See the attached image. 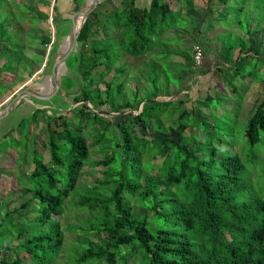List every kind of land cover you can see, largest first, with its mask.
Here are the masks:
<instances>
[{
  "label": "trees",
  "instance_id": "16d2710c",
  "mask_svg": "<svg viewBox=\"0 0 264 264\" xmlns=\"http://www.w3.org/2000/svg\"><path fill=\"white\" fill-rule=\"evenodd\" d=\"M55 1L58 4L53 5L54 13L56 10L66 13L64 9L69 2ZM84 1L72 0L75 10ZM227 2L237 3L202 0L206 20L210 15L217 21L220 15L229 14L228 8L232 7ZM101 3L88 15L77 37L78 50L66 61V66H71L78 77L61 78V87L72 92L70 98L79 103L70 109L71 121L58 109L52 118L50 114H43L49 132L48 143L43 146L50 153L49 165L36 150L32 159L34 167L28 175L33 185L21 186L16 195L20 196V204L0 215V264H53L65 239L60 218L66 200L69 208L77 205L90 218L89 226L79 228L82 233L78 237L92 232L97 240L87 239L80 244L76 241L77 245L69 248L70 255L66 256L69 264H128L131 259L132 264H264V160L260 161L258 155V159L243 162L236 151L222 150L226 139L215 137L213 133L219 128L214 124L215 117L223 112L215 108L216 114L213 113L209 91L203 94L202 106H193L191 112L180 107L169 130L162 126L161 116L166 112L151 111V108L159 104L165 108L174 101L180 106L184 99L166 101L153 94L145 102L140 100L142 106L136 114L132 113L136 103L133 107L127 100L116 102L123 94L124 83L115 81L125 70L123 66H115L118 55L139 58L150 55V50L156 46L157 54L170 58L172 53L164 50L174 48L171 41L176 39L170 35L175 28L174 19L183 12L192 13L194 0H182L176 10L163 0H151L147 7L136 6L135 0H121L120 5L108 12L104 22L100 21ZM227 5L229 7L222 10ZM243 5L235 9L241 12ZM27 8L29 12L35 11ZM118 9L120 12H115ZM126 11L128 14L124 16ZM259 15L252 14L251 18ZM51 20L54 22V15ZM65 20L68 22L69 16ZM110 24L116 25L114 28L121 36L117 39V34H111L120 41L121 53L117 55L105 33ZM67 30L65 26L61 36ZM4 32L0 29L1 39ZM98 32L104 34L95 38ZM47 41L49 38H44L42 43ZM0 44L1 49L2 40ZM57 45V42L50 45L51 55ZM225 46L221 44V51L232 48ZM256 50L253 45L240 46L235 58L231 57L232 51L227 52L220 66L213 69L219 77L214 87L224 93L228 87L233 94L226 103L250 105L244 136L251 145L260 142L264 132V97L256 95L258 90L255 91L253 85L257 82L258 88L263 83L264 89V78L256 81L255 76L250 75L247 83L239 85L234 84V79L244 68L239 62L260 56ZM157 54L152 61L164 59ZM191 60L189 55V62ZM113 69L115 77L104 80ZM222 77L226 79V86L222 85ZM170 83L168 80L166 88L169 97L175 93L170 91ZM3 86L0 81V95L7 89ZM181 90L178 88L176 92ZM105 104L112 108L115 118L94 110ZM60 106L69 108L62 103L58 104ZM38 111L42 108H36L34 113ZM151 124L152 138L148 140L145 135ZM52 125L56 126L52 128ZM113 125L117 127V134L111 130ZM189 128L192 133L186 132ZM200 132L202 138H198ZM214 140L217 144L210 146ZM231 140L235 139L231 137ZM97 146L101 150H97ZM90 149L100 158L93 161ZM148 153L143 161V155ZM156 156L162 157L160 164L152 162ZM115 162L117 165L113 167ZM259 162L262 169L257 177L259 185L255 187L244 173L248 165V174L254 175L252 167ZM87 164L106 166L105 178L90 188L78 184ZM79 188L82 193H75ZM145 210L152 214L148 215ZM77 227L70 224L67 229Z\"/></svg>",
  "mask_w": 264,
  "mask_h": 264
},
{
  "label": "rangeland",
  "instance_id": "374dc122",
  "mask_svg": "<svg viewBox=\"0 0 264 264\" xmlns=\"http://www.w3.org/2000/svg\"><path fill=\"white\" fill-rule=\"evenodd\" d=\"M67 1L69 2V5L64 9L67 13L66 14L64 11L59 10H56L54 13L52 5L58 4L56 1L54 2V0H0V29H4L5 31L3 38H0V41L2 40L3 43V47L0 49V63L2 62L0 64V71L3 72L0 75H4L6 72L12 73L11 75L5 74V76H0V81L4 85L3 87L5 89L7 87L1 96L9 95L7 99H11L24 83H26V85L20 90L25 88L35 89L41 84V82H44L45 84V78L50 72L53 60V54L51 55L49 53L50 45L53 42H57L58 44L62 42L64 37L63 35L61 36V33L69 23V21L66 22L65 18L66 16H69L70 18L76 11L72 0ZM233 1L237 3L233 4L232 2H227L231 5L232 9L228 8L229 5L224 6L222 9L226 10L228 8L229 14H226V17L220 15V20L219 18L217 19L220 23L213 18V15H210L207 20L205 19L208 21L207 24H204L203 19H201L199 14V20L194 18V15H196V11L194 10L192 11L193 14L189 11L185 14L183 12L180 17H177L178 19L175 17L174 22L177 28H174V32L170 35L176 39L171 41V45L175 47L176 50H173L172 48H166L164 50L166 53H172L170 58H168L169 55L163 53L157 54L159 58L162 56L164 59H162V61H155V63L152 61L156 59V55L154 54H145L139 56V58L134 56L128 57L126 54L118 55L119 59L116 61L115 66H123L125 70L118 74L115 81L116 83H124L123 94L117 97L116 102L127 100L133 107H135L134 103H136V110L132 111L133 114H136L142 106L140 100L144 99L143 101L145 102L147 99L152 98L153 94H157L159 99L166 101L170 99H184V102L180 106L174 101V103L168 104L165 108H162L160 104L153 105L151 108V111L164 110V112H166V114L163 113L161 116L162 126L164 129L167 128L169 130V127L174 123L172 121L175 120L177 111L180 107V109H186L191 112L193 106H202V100L204 99L203 94L206 91H209V94L212 96L209 104L213 113L216 114L215 108L217 111L223 112L215 117L214 124L217 127L219 126V128L213 133L215 137L226 139L225 146L222 150L230 153L236 151L243 162H250L255 159V157L258 159V155L260 156V161H263L264 132L261 133L262 140L254 145L248 143L244 136L248 119L247 114L248 110L251 108L250 105L243 103L242 105H239L238 103L230 105L226 103L233 95L228 87L225 89L226 93L220 91L218 87H209V84L218 82V78H214L213 81H211V76L202 75L203 78L200 76L198 82H196L194 73L193 75L191 74L195 68L192 66L193 69L190 68L189 70V47L193 44L191 43L192 38L189 36V33L192 35L193 33H196V36L200 37L199 41H203L202 45L208 47L211 52L216 54L220 53L221 55H226L227 52L230 54L231 51L234 54L240 46L249 47V45H253L257 48L256 51L259 52V57H248L244 58L242 62H239V64L242 63L244 65V68L241 73L235 77L234 84L239 85L240 82L247 83V77H250V75H254V79H257L256 81L264 78V0ZM101 4L100 21L102 22H104L105 17L108 16V12L113 6L120 5L119 0H104ZM242 4L244 5L241 12L237 11L235 8ZM27 6L31 7V9H35V11L29 12ZM219 6H222V4L219 3ZM120 10L121 9H118L115 12H120ZM201 10L205 13V10ZM37 12H40L41 15L37 14ZM239 12L240 15H238ZM251 13L253 15L259 13L260 15L258 17L255 16L256 18L252 19ZM127 14L128 11L123 15L126 16ZM52 15H54V22L51 20ZM237 21H240V24ZM198 22H201V24H196ZM115 26L116 25L114 24V27ZM114 27L113 24H110L108 31H105V33L109 37L108 39L106 38L107 41L111 42L114 48H116L117 51L115 54L117 55L121 53L120 41L117 40L121 38V36L119 35L118 29H115ZM219 28L223 29L219 30ZM210 31H212L213 34ZM103 34L98 32L95 38H100ZM111 34H117V39ZM112 37L114 39H112ZM44 38H49V41L42 43ZM220 44L226 45V48H228V45L232 48H230L231 50L229 51H221L219 50ZM163 45L165 46L164 43ZM0 46L2 45L0 44ZM76 47H79L77 46V42ZM216 54H214V56ZM70 58H72V56ZM30 71H32V73L29 74L28 72ZM230 73L232 74V72ZM115 74V70H111L109 74L104 77V80H111L115 77ZM65 75L69 76L70 80L78 77L76 76L75 71L71 69V66L63 68L62 76L64 77ZM189 75H191L192 78L190 77V80H186L189 78ZM213 75L215 77L217 73ZM6 76H8L7 79L5 78ZM225 76L230 78V75L225 74ZM241 76H244V78ZM222 79L224 80L225 77H222ZM2 80H4L5 83ZM168 80L171 81L170 91L175 92L170 97L166 96ZM225 80L222 85L226 86L227 83H225ZM61 82L62 80L60 81V87L58 89L59 95L62 97L55 98L54 96L50 100L45 101L44 104H47V107H44L45 109L42 108V111H38L35 114V109L41 108L40 106L37 107V105L21 103L13 108L8 118L5 117L7 118L6 123H4L5 135L0 137V151L2 152L0 159L6 166V168H2L3 166H1L2 164L0 162V215H4L9 208L12 209L14 206L20 204V196L16 195L21 191V186L33 185L34 182L28 179V175L34 167L32 159L35 156L36 150L37 153L42 155L43 162L49 165L51 160L50 153L45 147H43L48 143L49 137V132L46 128L47 120L43 114H50L52 118L53 112L58 109L65 115L68 121H71L72 114L70 109L79 104L70 98L69 94L72 92L66 91L61 87ZM257 84V82L253 83V85L256 86L255 91L258 90L256 95L264 97L263 83L258 88ZM103 86V83H100V87L103 88ZM73 88L75 89L77 86ZM178 88L183 91L176 92ZM197 89L199 90L197 91ZM244 91L245 89H242V92ZM187 93L189 94V97H184L183 95ZM199 96L201 97L199 98ZM61 103L67 106L69 105V108H65L64 106L58 107V104L61 105ZM111 110L112 108L105 104L101 109H96L95 111H101L100 114L102 116L115 118L116 115ZM174 110L176 111L175 114L173 113ZM57 114H59V112H57ZM35 120H37L36 123ZM55 126L52 125V128ZM135 128L138 127L135 126ZM111 130L117 134L118 130L115 125L111 127ZM152 130L153 128L151 124L149 129L146 130L147 135H145L148 140L152 138L150 135ZM109 131L106 132V135ZM136 131L138 134L140 133L138 129H136ZM186 132L192 133L193 131L189 128ZM202 137L203 134L200 132L198 138ZM231 137L235 140H231ZM88 138L90 141L92 140L90 137ZM216 144L217 142L214 140L210 146ZM104 147L105 146H103V148ZM90 150V158L93 161L100 158V155L93 152L95 150ZM97 150H101V148L97 146ZM37 153L36 155L38 156ZM148 155L149 153L143 155V161L146 160ZM161 161V156H156L152 160L154 164H160ZM116 165L117 162L113 163L112 166L114 167ZM247 169L249 171L248 165ZM254 169V175L251 176L246 170L244 176L249 178L250 182H253L255 187H258L260 178L257 179V177L261 173V162L257 163L255 167L253 166L252 171ZM105 172L106 166L104 165L87 164L81 172L78 184H81L84 188L85 185L89 188L97 185L105 178ZM75 193H82L81 189H76ZM146 212L148 215L152 214V211L150 210ZM29 215L32 216L31 212ZM89 222L90 218L86 213L81 212L79 206L74 205L69 208L66 200L64 211L60 218V226L64 229L65 239L63 247L53 264H69L67 261L69 259L66 260V256L70 253L69 248L73 247L74 244L77 245V243H75L76 241L79 244L87 239L97 241L92 232L84 234V237H78L79 233H82V230L79 228L81 226H89ZM70 224L77 225L78 227L75 230H69L67 227ZM128 264H132V259Z\"/></svg>",
  "mask_w": 264,
  "mask_h": 264
},
{
  "label": "water",
  "instance_id": "95a60500",
  "mask_svg": "<svg viewBox=\"0 0 264 264\" xmlns=\"http://www.w3.org/2000/svg\"><path fill=\"white\" fill-rule=\"evenodd\" d=\"M103 1L104 0H85L84 3L79 6V8L69 18V23L67 24L68 30L63 35L64 38L62 39V42L57 45L55 51L53 52L50 72L46 75L43 89L39 92H36L33 88L20 90L24 87V85H26V83H24L16 91L15 95L0 109V121L7 117L13 108L22 101L36 105L43 104L45 101L50 100L54 96H60L58 88L60 87L62 69L66 67V61L69 60L71 55L78 50V47H76L77 37L88 15ZM76 23L79 24L77 30L71 32V29L74 25H76ZM66 38L67 43L65 44V47H63V42Z\"/></svg>",
  "mask_w": 264,
  "mask_h": 264
},
{
  "label": "crops",
  "instance_id": "0c3cea01",
  "mask_svg": "<svg viewBox=\"0 0 264 264\" xmlns=\"http://www.w3.org/2000/svg\"><path fill=\"white\" fill-rule=\"evenodd\" d=\"M150 1L151 0H135V5L136 6H138V7H147L148 5H149V3H150ZM163 1H165V2H169V4H170V6L173 8V10H176L181 4H182V0H163ZM121 3V0H119V4ZM169 6V7H170ZM201 9H203L204 10V7H203V3H202V0H194V6H193V10L194 11H196V15H194V18L196 19V20H199V16H201V19H203V23L204 24H207V22L208 21H204V19H206V12L204 13ZM198 14H199V16H198ZM190 19V18H189ZM196 24H201V22H198V23H196ZM175 26V28H177L176 27V25H174ZM207 28V27H206ZM220 29H222V28H220ZM172 32H174V29H172ZM210 32H212V31H210ZM212 34H213V32H212ZM189 36H191V38H192V40H191V43H199V44H201L202 45V42L203 41H199V39H200V37H197L196 36V33H193V35L192 34H190L189 33ZM171 38H173V36H171ZM192 45L193 44H191V46H190V55L192 54ZM173 47V46H172ZM202 47H203V49H204V61H203V64H202V66H201V70H195V69H193L192 68V65H193V61L191 60V62H190V65H189V70H190V68L191 69H193L194 71H192L191 72V74L193 75V73H194V77L196 78V82H198V80H199V77L201 76V78H203L202 77V75H208V76H211L212 78H211V81H213V79L214 78H219L218 76H215L214 77V75L213 74H215L214 72H213V69H214V67L216 66V65H218V66H220L219 65V63H221V62H223V59H224V56L223 55H221L220 53H213V52H211V50H209V48L208 47H204L203 45H202ZM159 49L155 46V47H153L151 50H150V54H154V55H156L157 54V51H158ZM173 50H176V48L174 47L173 48ZM219 50H222L221 49V44H220V48H219ZM237 51L233 54V56H231L232 58H235L236 56H237ZM214 54H216L215 56H214ZM173 56H175V55H173ZM172 56V57H173ZM192 57V56H191ZM2 63V62H1ZM0 63V64H1ZM227 65H228V63H227ZM35 67V66H34ZM34 70V69H33ZM32 70V71H33ZM202 70H205V71H202ZM32 71H30V72H28L29 74L32 72ZM6 79L8 78V76H6L5 77ZM192 78V77H191ZM191 78H187V80H190ZM196 84V83H195ZM215 86V83L214 84H209V87L211 88V87H214ZM196 87V86H195ZM181 91H183V90H181ZM13 92H15V91H13ZM4 93V92H3ZM2 93V94H3ZM1 94V95H2ZM13 94V93H12ZM11 94V95H12ZM0 95V109L2 108V106H4L8 101H9V99H7L8 98V96H1ZM21 103H26V104H31V103H29V102H26V101H22V102H20V103H18L17 105H19V104H21ZM45 103V102H44ZM36 104L37 105V107H41V108H44V107H47V104ZM31 105H34V104H31ZM35 105V106H36ZM49 110V109H48ZM48 112V111H47ZM9 117V115L7 116V118ZM7 118H4V119H2L1 121H0V137H2V135L4 136L5 134V131H4V123H6V121H7ZM12 130V129H11ZM21 137V136H20ZM17 138V137H16ZM5 152H6V150H5ZM1 154H2V152L0 151V156H1ZM17 156V155H16ZM1 158V157H0ZM0 162H1V159H0ZM2 164V165H1ZM1 166H3L2 168H6V166L1 162ZM14 178H16V177H14Z\"/></svg>",
  "mask_w": 264,
  "mask_h": 264
},
{
  "label": "built area",
  "instance_id": "2783aa9c",
  "mask_svg": "<svg viewBox=\"0 0 264 264\" xmlns=\"http://www.w3.org/2000/svg\"><path fill=\"white\" fill-rule=\"evenodd\" d=\"M203 61V49L200 44L195 43L193 45V64L194 67H198Z\"/></svg>",
  "mask_w": 264,
  "mask_h": 264
},
{
  "label": "bare ground",
  "instance_id": "6f19581e",
  "mask_svg": "<svg viewBox=\"0 0 264 264\" xmlns=\"http://www.w3.org/2000/svg\"><path fill=\"white\" fill-rule=\"evenodd\" d=\"M87 2H88V1H87ZM78 25H79V24L76 23V25L73 27V29L71 30V32L76 31L77 28H78ZM66 43H67V38L64 39L63 47H65V44H66ZM62 72H63V69H62ZM43 85H44V82H43V83L41 82V84H40L37 88H35L36 92L41 91V90L43 89Z\"/></svg>",
  "mask_w": 264,
  "mask_h": 264
},
{
  "label": "clouds",
  "instance_id": "9594fccd",
  "mask_svg": "<svg viewBox=\"0 0 264 264\" xmlns=\"http://www.w3.org/2000/svg\"><path fill=\"white\" fill-rule=\"evenodd\" d=\"M195 43H193V45H194ZM199 44V43H198ZM193 45H192V54H191V56H192V59H193ZM201 45V44H200ZM201 47H202V45H201ZM202 49H203V47H202ZM203 59H204V49H203ZM204 61V60H203ZM203 61H202V64H203ZM202 64L200 65V66H198V67H194V64L192 65L195 69H201V66H202ZM215 69V68H214ZM96 110V109H95ZM100 112V111H99Z\"/></svg>",
  "mask_w": 264,
  "mask_h": 264
}]
</instances>
